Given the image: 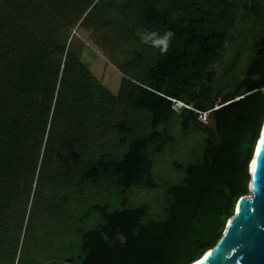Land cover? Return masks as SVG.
<instances>
[{
  "label": "trees",
  "instance_id": "1",
  "mask_svg": "<svg viewBox=\"0 0 264 264\" xmlns=\"http://www.w3.org/2000/svg\"><path fill=\"white\" fill-rule=\"evenodd\" d=\"M247 24L239 77L217 87L214 64ZM75 27L105 55H126L115 95L67 47ZM168 31L166 53L142 41ZM263 90L264 0H0V264L198 259L248 194ZM173 120L201 140L192 160L174 163L180 179L164 186L153 219L128 194L157 186L152 159L172 143ZM103 191L117 206L96 202ZM90 213L99 222L82 229ZM46 218L72 230L48 259Z\"/></svg>",
  "mask_w": 264,
  "mask_h": 264
},
{
  "label": "rangeland",
  "instance_id": "2",
  "mask_svg": "<svg viewBox=\"0 0 264 264\" xmlns=\"http://www.w3.org/2000/svg\"><path fill=\"white\" fill-rule=\"evenodd\" d=\"M252 34H254V31L248 24L242 30L238 25L231 29V39L225 43L220 58L214 64L217 87H221L233 77H239L240 70L248 55V44ZM67 47L79 54L80 61L87 66L99 83L106 87L111 94L115 95L117 93L120 79L123 77V74L118 70V65L125 59V54L113 57L105 55L98 46L90 42L88 31L80 27H75L72 31V35L67 41ZM262 93L264 97V90ZM178 105L180 103L174 104L173 107L178 108ZM209 123L206 113L204 116L199 115L198 126L208 125ZM165 128L167 133L173 138V141L152 159V173L157 186L153 189H133L128 194L129 204H147L148 216L153 219L161 216L164 186L175 183L180 179V174L174 168V163L183 165L192 160L193 154L197 153L198 144L201 140V135L195 131L182 133L178 130L176 120H173ZM95 200L97 203L106 202L110 207L117 206L113 197L108 196L105 191L98 192V197ZM98 222L99 217L95 213H90V216L86 217L80 227L82 229H90ZM39 225L42 227L45 236L43 250L46 251V254L44 255L48 259L52 249L57 256L58 250L63 244L59 236H62V231H66V228L60 222L53 223L50 218H46L42 223L39 222ZM70 231L72 232L71 229H67L68 235H66L65 240H69ZM65 242L67 243L68 241ZM70 254L74 255L75 252H70Z\"/></svg>",
  "mask_w": 264,
  "mask_h": 264
},
{
  "label": "water",
  "instance_id": "3",
  "mask_svg": "<svg viewBox=\"0 0 264 264\" xmlns=\"http://www.w3.org/2000/svg\"><path fill=\"white\" fill-rule=\"evenodd\" d=\"M250 162L248 194L238 199L216 244L190 264H264V119Z\"/></svg>",
  "mask_w": 264,
  "mask_h": 264
},
{
  "label": "clouds",
  "instance_id": "4",
  "mask_svg": "<svg viewBox=\"0 0 264 264\" xmlns=\"http://www.w3.org/2000/svg\"><path fill=\"white\" fill-rule=\"evenodd\" d=\"M173 33L171 31L166 32L163 36H158L156 32L146 33L142 36V41L144 43L151 42L153 47L159 48L161 53H166L169 50V44L173 37ZM105 239L107 237L105 236ZM121 244L126 242V237L118 236Z\"/></svg>",
  "mask_w": 264,
  "mask_h": 264
},
{
  "label": "bare ground",
  "instance_id": "5",
  "mask_svg": "<svg viewBox=\"0 0 264 264\" xmlns=\"http://www.w3.org/2000/svg\"><path fill=\"white\" fill-rule=\"evenodd\" d=\"M250 167L252 166V162L249 163Z\"/></svg>",
  "mask_w": 264,
  "mask_h": 264
},
{
  "label": "built area",
  "instance_id": "6",
  "mask_svg": "<svg viewBox=\"0 0 264 264\" xmlns=\"http://www.w3.org/2000/svg\"><path fill=\"white\" fill-rule=\"evenodd\" d=\"M205 113H200V115H203L204 116Z\"/></svg>",
  "mask_w": 264,
  "mask_h": 264
}]
</instances>
